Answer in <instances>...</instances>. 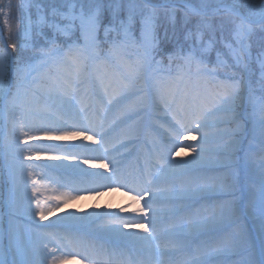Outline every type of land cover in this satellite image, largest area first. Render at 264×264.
Instances as JSON below:
<instances>
[{"label":"snow or ice","instance_id":"obj_1","mask_svg":"<svg viewBox=\"0 0 264 264\" xmlns=\"http://www.w3.org/2000/svg\"><path fill=\"white\" fill-rule=\"evenodd\" d=\"M66 10L53 6L52 19L40 18L41 25H47L54 32L65 36H71L79 22V31L84 38V44L72 43L67 51L56 48L55 39L51 40L53 47L49 49L47 60L42 66L27 65L17 69L13 74L16 91L11 93L13 97L23 94L27 103L20 111L12 106V101L5 103L6 97L12 87L8 78V64L10 56L7 50L0 51V133L5 126L8 129L5 145H13L19 155L16 160H9L8 178L10 183L8 193V207L13 214H27L31 217H39L41 221L62 207L64 203L72 199H79L81 191L96 192V189L73 188L75 195H63L52 197L58 200L56 209L42 206L39 199L40 192L36 188L37 181L31 180V195L29 196V178L32 177L33 165H25L24 160H39L41 157L30 141L48 140H75L82 138L91 141L95 147L88 145H48V150H60L59 155H49L48 160L63 161L71 157L78 160L75 164L43 165L49 169L63 168L66 173L83 174L94 178L96 182H104L108 188L123 187L133 193V199L137 205L144 201L139 208L142 219L136 220L130 217L120 216L117 213H90L89 217L104 218L109 226L104 231L112 238L114 244L131 241L142 247L153 256L156 253V241L161 239L159 231L162 223H172V228L166 230L163 236L169 241V246L174 252H184L186 257L183 264H228V257L239 251L243 257L237 264H264V185L260 189V223L259 243L245 237L242 240L236 238L216 239L192 249L188 238L184 234V228L175 224L174 218L182 216L185 207L184 202L195 198L202 191H211L210 187L192 190L181 183L179 191L176 189L177 181H181L189 173L191 166L199 159L205 149L203 144L209 143V130L220 128L223 125L235 121V107L238 101L247 100L252 111L253 128L258 117L260 126V150L261 174L264 175V39L261 41V51L255 57L259 73V94L255 88L252 77L257 69L252 67V53L245 43L253 34V25H259L264 31V0L257 5L252 0H184L185 25L193 24L187 30L185 41L194 40L196 43L188 46L184 52V45H179L176 53L168 54L172 61L179 56L185 64L197 65V75L205 78V88L192 89L190 77H186L181 67L173 76L168 74V83L164 86L154 84L152 91L147 95L138 87L147 67L153 63L159 65L155 56L161 49L162 38L157 33L155 13H145L134 0L127 4V16L123 18L121 13L125 11L122 0H64ZM144 8L148 7L145 0ZM2 11V9H0ZM108 13V25L104 28V42L108 44V51L104 59L114 61L120 59L124 70L119 72L110 81L102 86V91L87 97H81L78 81L86 71L89 59H100L98 51L101 47L99 32L104 14ZM137 15L140 16L139 36H135L133 26ZM57 17L66 21L63 25ZM192 17L196 20L193 23ZM7 24V20H5ZM235 35L236 45L225 42V47L233 57L230 64L222 58L217 51L215 68L211 71H200V65L204 63L205 55L213 49L217 43V33L223 37L226 30ZM207 37V44L203 43ZM167 40V33L163 38ZM13 51L16 46L10 45ZM132 47L136 51L129 54ZM57 69L56 72H45L49 63ZM216 69H223L225 76L217 80ZM233 74L228 75L227 71ZM39 89V92H37ZM211 99H207L208 96ZM143 118V122L133 127L130 122H136ZM19 127L20 135H16ZM145 128L151 140L150 147L145 146V152L140 159L142 165H138L135 174H125L123 160L115 158L113 152H120L121 148L129 149L143 136ZM196 132L200 138V144H184V140H197ZM90 133V134H89ZM114 134H118V138ZM219 139L229 137L228 142L217 153L232 154L239 148L241 141L231 138L232 134L218 133ZM4 138L0 136V140ZM20 144L28 145L27 148L19 147ZM112 144V151L109 145ZM118 145V146H117ZM180 148L190 149L196 153L192 161H176L172 159L174 152ZM69 149L73 152L70 153ZM199 149V151H198ZM84 151L99 155H85L82 158L75 153ZM251 141L249 142V152ZM216 154V153H214ZM107 160L94 164L93 167L104 168L108 175L103 173H89L80 167V164H88L92 160ZM18 161V163H17ZM109 165L111 167L109 168ZM27 170V172H25ZM256 193L249 191V212L254 214V198ZM151 196V199L146 197ZM48 199L47 197L45 198ZM33 204L35 207L33 208ZM121 212L124 209L120 210ZM230 210H220L205 220H193L189 217V230L201 231L214 226L217 216H225ZM151 213V215H149ZM85 219L69 214V217L61 219ZM163 218V219H162ZM136 228L145 235L134 232H126L123 229ZM15 233H12L14 238ZM39 236H25L21 249V258L14 264H46L48 255L36 247ZM79 247L78 242H74ZM70 255L80 257L86 264H104L107 259V251L101 249L97 255L90 256L87 253L73 251ZM161 252L160 255H165ZM0 264H4L0 261ZM53 264H56L54 261Z\"/></svg>","mask_w":264,"mask_h":264},{"label":"rangeland","instance_id":"obj_2","mask_svg":"<svg viewBox=\"0 0 264 264\" xmlns=\"http://www.w3.org/2000/svg\"><path fill=\"white\" fill-rule=\"evenodd\" d=\"M150 1V0H147ZM184 0H163L161 2H152L156 4H163L167 3L164 7H169L170 11V19L178 18L176 9L182 8L183 5L179 4ZM253 2V0H252ZM255 3V2H254ZM257 4V3H256ZM53 6L57 8H61L62 10H66L65 7L63 8L59 4H50L47 8L37 5L32 12L29 14V21L26 23L25 26L18 27L16 31V35L19 37H26V28L28 29H36L37 37L42 38L45 40L47 37H51L55 39L56 43H60L61 48L64 51H67L68 45L72 43H78L80 45L84 44V38L81 36L79 31V22L77 21V26L73 31L71 36H65L61 33L54 32L51 28L47 27V25L40 24V18L44 17L45 20L52 19V8ZM65 6V5H64ZM150 8V7H149ZM140 17V16H139ZM57 20L61 25L66 23V21L57 17ZM139 27L140 23H137V20L133 26V32L135 36H139ZM103 27L101 26L99 37L100 41L102 42L104 38V31ZM1 42L4 43V46L0 45V51L7 50V53L11 54L10 47L6 44V38L4 35L0 38ZM191 44L196 43V46L199 48L200 43L194 40H189ZM225 42H230L234 46L236 45L235 42V35L228 30L227 34H223L221 37V41L219 42L218 46H214L211 51H209L205 55V59H215L217 60V51H219L222 55V58L228 61L230 64L233 62V57L229 53L228 48L225 47ZM204 44H207V37L203 40ZM245 43L250 47L248 40ZM3 47V48H2ZM132 55L133 60H135V48H132ZM258 53H252V67L257 69L256 75L252 77L253 81L256 82V78L259 77L258 73V65L255 62V57ZM47 59L40 60L37 57H31L27 62V65H34V66H42L45 64ZM160 62V61H159ZM49 67L45 68V72H56L57 69L52 66V63L49 61ZM109 65H111L109 63ZM106 62L100 61L99 59H89L87 61L86 71L83 73V80L91 79L93 82H97V78H93L92 76L103 75L109 81L114 77L118 76L119 72L124 70L123 62L120 60L118 68L114 70L112 66H109ZM159 65L153 63L150 67L146 68L145 73L142 76V79L146 76L149 72V78L151 79L152 87L154 84L157 86H164L168 83L169 77L167 73L160 71L158 68ZM200 69V68H199ZM196 70L194 72V76L197 75ZM201 71V69H200ZM16 69L12 67V63L9 61L8 64V78L12 82V87L9 91V95L5 99V103L8 100L12 101V106L20 111H23V106L27 103V98L23 96V94L13 97L11 93L15 92V78L14 73ZM233 72L230 73L232 75ZM224 77H217L218 80L223 79ZM140 80L138 87L144 92H146V88L144 82ZM88 89L90 88V84L87 85ZM206 84L204 83L202 86L197 84L193 89L196 88H205ZM97 90H100L97 87ZM39 92V89H37ZM92 92V91H91ZM97 93V92H96ZM91 96V95H89ZM88 96V97H89ZM93 97V96H92ZM94 98V97H93ZM207 99H211L209 95ZM252 109L248 104L247 100L238 101L235 107V121L223 125L220 128H213L209 130L210 140L209 143L201 145L205 149V152L202 154V158L197 160L190 168L189 173L182 178L181 181H177L176 189L179 191L181 183L185 185L186 188H191L192 190L196 189H204L205 187H210L211 191H202L200 192L195 198L184 202L181 206L185 207V212L182 216H177L174 218L175 224L177 226H182L184 228V234L188 238V243L191 244L192 249H195L198 245H203L207 242L214 241L216 239H224V238H236L238 240H242L243 238L247 237L255 242V240L259 239V223H260V210H261V202H260V189L261 186L264 185V175L261 174V167H260V159H261V150H260V126H259V119L258 117L255 120V131L253 128V118L250 115ZM143 122V118L136 122H130L133 127L141 124ZM231 133V138L237 139L241 141L239 146L242 150H237L235 153L226 154V153H217V149H222L223 145L228 142L229 137H225L224 139L218 138V133ZM16 135H20L19 127H17ZM192 135H197V140L190 141V143L194 145L200 144L199 135L196 132H193ZM4 139L0 140V261H3L4 264H14L15 261H18L21 258V249L24 243L25 236H32V235H39L42 237H48L51 234L57 233L61 236V238L70 237L71 235L77 239V241L84 247L87 245V237L83 230L78 229V227L85 226L81 225V222H77L75 225L65 229L58 226H53V223H60L62 221H66L64 223H68L67 219L62 220L57 211H53L46 220L41 221L39 217H31L27 214L16 213L13 214L12 210L8 207V193L10 188L9 178H8V165L9 160H16L19 153L17 152L16 148L9 144L5 145L8 136V129L7 126L4 127L3 132L0 133ZM154 138L149 136L148 130L145 128L143 136L140 138L139 146L138 142L135 143V149L139 155L135 154L136 157H141L142 154L145 152L146 142L147 146L150 147L151 140ZM144 139V140H143ZM187 141V140H184ZM182 141L183 143H185ZM251 141V151L249 152V142ZM141 142H145L143 147L138 149L141 146ZM30 143L35 146V148H47L46 146L51 145V142L48 140H39V141H30ZM81 144L80 142H76L75 145ZM138 146V147H137ZM21 148H27L28 145L20 144ZM112 150V147H109V151ZM199 151V149H198ZM73 152V150H72ZM81 151L80 153H75L76 155L80 156L81 158L85 155H92L91 153H87ZM83 153V154H82ZM129 156L132 153L128 152ZM216 153V154H214ZM128 154L125 153V156ZM41 157V154L39 153ZM123 156V155H122ZM188 156V157H187ZM196 156V153H191L190 149L187 148H180L178 152H174V157L178 158L176 161H192L193 157ZM125 160V159H124ZM175 160V159H173ZM137 161V165L132 166L130 168H135L138 165H141L143 161ZM239 161L242 162L241 166H238ZM18 163V161H17ZM23 163L25 165H33L37 167H33L32 177L39 171L46 172L48 175H52L53 179L56 180L58 183L65 180L69 183H76L73 181L76 179L80 184L84 185L85 187H97L98 184L101 182H96L94 178L85 176L83 174H76V173H66L64 169H49L44 167H38L43 165H52L54 163L46 162L42 158L39 160L35 159V156L32 160H24ZM127 162H123V171L125 172V167ZM89 173H93L91 169H85ZM135 171V170H134ZM27 172V170H25ZM29 178V180L31 179ZM241 179V181H240ZM67 185L66 187H68ZM120 189V187H119ZM253 190L256 195L254 198V214H250L249 210H247L248 219H242L241 217V210L242 209V199H247L248 202V209L250 198L249 191ZM122 190V189H121ZM246 191V194L245 192ZM89 193V192H84ZM31 194V188H29V196ZM91 194V193H90ZM123 194H129L123 190ZM122 197V198H121ZM120 198H116V196L111 195L109 198L105 199L103 204H101L98 209L94 213H117L120 216L127 217V215L120 212L125 205V197L122 195ZM146 199H151V196L146 197ZM144 201L141 200L140 204L137 205L138 208L143 207ZM35 207V204H33ZM45 208L49 209H56L55 205L51 204H42ZM33 207V208H34ZM220 210H230L228 215L225 216H217L216 221L214 222V226L210 229H204L201 231L196 230H189V217H192L193 220H205L208 217L212 216L214 213H218ZM244 210V211H245ZM210 212V213H209ZM208 214V215H207ZM210 214V215H209ZM212 214V215H211ZM151 215V213H149ZM65 218L67 216H64ZM97 218L93 217V221ZM163 219V218H162ZM101 223H107L104 218L97 219ZM74 223V222H73ZM254 223H258L256 228H254ZM48 226L49 231L51 234L47 233L48 229H44ZM75 227V228H73ZM172 228V223H162L160 225L159 231L161 234V239L156 241L155 248L156 253L155 257L157 258L158 264H183V261L186 257V253L184 252H174L172 248L169 246V241L166 237L163 236V233L166 230H170ZM80 230V231H79ZM15 233L14 238L12 237V233ZM104 237L108 240L112 241V238L104 234ZM53 244L51 242H46V247L41 249V251L48 255L45 252V249H50L49 246ZM40 249L39 247H37ZM120 249L125 252H130L132 255L130 258L126 260V264H146L149 261H139L141 257V253L135 250L129 244H122ZM55 252V248L53 250ZM161 252H166L165 255H160ZM136 255V256H134ZM134 256V257H133ZM139 256V257H138ZM149 257V255H147ZM49 257V256H48ZM243 257L237 251L234 254H231L228 259V264H237L239 260ZM142 260V259H141ZM55 258L49 257L46 261V264H53Z\"/></svg>","mask_w":264,"mask_h":264},{"label":"bare ground","instance_id":"obj_3","mask_svg":"<svg viewBox=\"0 0 264 264\" xmlns=\"http://www.w3.org/2000/svg\"><path fill=\"white\" fill-rule=\"evenodd\" d=\"M92 77L93 78L96 77L98 81L93 82L91 79L85 81L82 79L83 78L82 77L81 80L77 82L79 84L78 92H79L80 96L85 98V99L89 95L94 97V94L96 92H101L102 86L109 81L103 75H101V76L95 75ZM88 84H90L89 89L87 87ZM97 87L100 90H97ZM114 135L116 136V138H118V134H114ZM50 142H51V145H61V146H63V145L71 146V145H75L76 142H80L81 144L88 145L89 147H95V145L91 144V141H84L82 138H77L75 140H60V141H50ZM184 142H185L184 144H192L188 140L184 141ZM144 143L145 142H141V146L138 147L139 146V142H138V146H137L138 149L142 148ZM109 147L111 148L112 144H110ZM38 149H40V148H38ZM137 151H139V150L135 149V144H134L129 149L121 148L120 152H113V155L117 159H121V157H126V159L123 160V162H125V161L127 162V165L125 167V172H124L125 174H129V173L135 174V171H134L135 168H133V170H132V168H130V167L137 165V161H135V160H140V158L136 157V155H135V154L139 155ZM69 152L72 153V149H69ZM128 152L132 153L131 156H129ZM39 153L41 154V158L46 162H51L54 164H75V163H78V160L71 159V157L69 159L63 160V161L48 160L45 158L46 156H49V155H59L60 150H48L47 148L44 147V148L40 149L38 154ZM125 153H127L128 155L125 156ZM35 154L36 153H34V156H35ZM91 154L92 155H99V154H95V153H91ZM172 159H175V160L178 159V158L174 157V153L172 155ZM101 162L107 163V160L102 161L100 159H95V160H92L88 164H80V167L83 169H91V171L93 173L98 172V173H103L104 175H108V171L105 170L104 168L93 167L94 164H99ZM110 167H111V165H109V168ZM61 169H63V168H61ZM33 179L37 181L36 188L40 192L39 199L41 200L42 204L55 205L56 208H57V205L59 202H58V200H56L52 197L69 195V194L75 195L76 193L72 191L73 188L98 190L96 192H89L88 194L84 193L86 191H81L80 195H79V199H72L70 202L64 203L62 207H59V209L56 210L60 218H62L64 216L69 217V214L71 213L76 217H84L85 219L77 221V220L68 218L67 219L68 223H64L66 221H62L59 224L53 223V226H58V227L67 229V228L71 227L72 225H75L77 222H81L82 223L81 225H85V226L78 227V229L83 230L82 232H84L86 237L88 238L87 242H86L87 243L86 247L82 246L77 241V239L74 237V235L73 236L71 235L70 237L68 236L66 238H61V236L57 233L51 234V232L49 231V229H51V228H49L48 226H46L44 229H48L45 231H47V233L51 234L50 236L42 237V236L38 235L39 239L36 242V247H39L40 248L39 250H41V249L46 247V242H51L53 244V248L50 245L49 246L50 249H45V252H47V254L49 253L48 254L49 257L55 258L56 264H86L85 261L80 260V257L78 255L73 256V255H70L69 253H71L73 251H78V252L87 253L90 256H95V255H97V253L101 249L106 250L107 254H108L107 259L104 261V264H126V260L128 258H130L132 253L122 251V249H120L122 244H129L135 250L140 252L141 257L138 258V259H140L139 261H144L145 263H146V261H149L146 264H158L157 258L155 256H153L149 252L145 251L142 247L135 245L131 241H124L121 244L117 245V244H114L112 241L108 240L107 238H105L104 237V234H105L104 229L106 226H109V225L107 223H101L97 219L95 221H93V217H89V214L94 213L96 211V209H98V207L101 204H103L105 199L109 198L111 195L116 196V198H120L123 195L125 197L124 199L126 201H125L124 207L122 208V209H124V211L122 213L127 215V217H130V218H133L136 220L142 219V214L139 212V208L137 206V203L133 199L134 194L131 192H128L126 188H123V187H120V189L117 187L108 188L104 185V182H101V184H98L97 187H90V186L85 187L84 185L80 184V182H78L76 179L73 180V181H76L75 184L69 183L66 180H65V182L62 181V183L61 182L58 183L56 180L53 179V176L51 174L48 175L46 172H43V171H39L33 175V178H31L29 180V188L32 187L31 180H33ZM67 185H69V186L66 187ZM123 190L126 191L127 193H131V195L123 194ZM243 192H245V194H246V191H243ZM46 197L48 198L47 200L45 199ZM247 197H249V196L246 195V198ZM246 200L247 199H242V202H241L242 203V209H244V210L245 209L248 210V202ZM247 210H245L246 213L248 212ZM257 225H258V223H254V228H256ZM73 228H75V227H73ZM123 230L126 232H134V233H137L138 235H145V233L141 232L139 229H136L134 227L123 229ZM74 242L79 243L78 248L76 247V244ZM54 248H55V252L53 251ZM147 255H149V257ZM134 256H136V255H134ZM140 264H141V262H140Z\"/></svg>","mask_w":264,"mask_h":264},{"label":"trees","instance_id":"obj_4","mask_svg":"<svg viewBox=\"0 0 264 264\" xmlns=\"http://www.w3.org/2000/svg\"><path fill=\"white\" fill-rule=\"evenodd\" d=\"M152 2H161L163 0H150ZM134 2L140 6V8L147 14V13H155L156 24H157V33L162 38L161 49L162 51L155 56V60L160 61L159 69L162 72L173 73L177 74L181 67L183 69V73L186 77H190L191 84L189 85L190 88H194L197 84L201 86L205 83V78L202 76H193L194 72L197 69V65L195 63L191 64L190 66L186 65L183 60H180L179 56L174 58L172 61L168 59V54L176 53L178 51L179 45H184V52L186 54L188 46L191 42L185 41L184 37L187 34V30L193 27L192 23L185 25L184 17L185 11L182 8L176 9L178 18L173 20L170 19V11L169 7H160V8H144V3L141 0H134ZM253 2L259 5L262 0H253ZM59 4L63 8L64 0H0V38L2 35L6 38V42L8 46L15 45L16 51L11 49L10 59L9 61L12 63V67L14 69H20L27 66V62L31 57H37L40 60L47 59V54L49 49L53 47L51 44V37H47L43 40L41 37L38 38L36 29H28L26 28V37H19L16 35V31L18 27L25 26L26 23L29 21V14L32 10L37 6L40 5L42 7L47 8L50 4ZM123 6L125 11L121 13L123 18L127 16V4L129 0H122ZM108 13L104 14L102 18L101 26L103 28L107 27L108 25ZM7 20V24L5 23ZM137 23L140 21L139 15L136 17ZM196 18L192 17L193 23L195 22ZM229 29H231V25H229ZM253 34L248 39L250 45L251 53H259L261 51V41L264 39V31H261L259 26H253ZM228 30L224 32L227 34ZM165 33H167V40H164ZM177 39L179 40V45L176 43ZM217 43L216 46L219 45L221 41V36L219 33L216 35ZM1 40V39H0ZM60 44V43H59ZM56 43V48H61V45ZM0 45L4 46V43L0 41ZM3 48V47H2ZM62 50V49H61ZM108 51L107 46L100 47V55H102V59H104V54ZM129 54H132V49H128ZM105 60V59H104ZM119 60H114V65H119ZM106 62H110L109 60H105ZM216 59H205L204 63L201 64V71L207 69L211 71L215 68ZM115 66H112V69ZM218 76L217 77H224L225 71L223 69H216ZM232 70H228L227 74L230 75ZM233 74V73H232ZM256 75V74H255ZM218 80V79H217ZM254 80V79H253ZM255 88L257 93L259 94L260 85L258 83L259 77L255 80Z\"/></svg>","mask_w":264,"mask_h":264},{"label":"water","instance_id":"obj_5","mask_svg":"<svg viewBox=\"0 0 264 264\" xmlns=\"http://www.w3.org/2000/svg\"><path fill=\"white\" fill-rule=\"evenodd\" d=\"M144 2H145V0H143ZM183 3H184V1H182V2H179V4H181V5H183ZM147 4L149 5V6H152V7H160V6H162V5H164V4H156V3H152V2H149V1H147ZM167 3H165V5H166ZM253 26H259V25H253Z\"/></svg>","mask_w":264,"mask_h":264}]
</instances>
